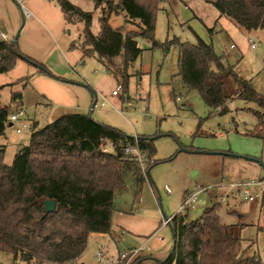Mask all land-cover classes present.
I'll return each instance as SVG.
<instances>
[{
    "label": "rangeland",
    "instance_id": "374dc122",
    "mask_svg": "<svg viewBox=\"0 0 264 264\" xmlns=\"http://www.w3.org/2000/svg\"><path fill=\"white\" fill-rule=\"evenodd\" d=\"M70 1L92 14L91 31L98 35L101 12L95 9L94 3ZM110 25L123 34L141 31L140 23L129 22L123 12L113 15ZM20 29L19 41L27 40L28 48L43 58V49L50 46L46 38L37 42L33 39L38 34H34L26 39L23 25ZM83 29L82 23H66L62 44L70 47L72 42L79 41ZM154 36L161 44L175 38L196 44L198 37L213 44L223 63L264 96V30L248 32L221 16L207 0H177L159 5ZM137 42L142 55L126 73L121 55L103 63L96 56L82 60L81 51L76 49L71 51L79 59L72 61L71 66L66 64L68 70L58 63L54 66L59 74L67 75H49L22 60L12 71L0 75L1 104L10 106L14 114L22 113L20 120L1 138V143L6 146L4 163L13 164L19 146L30 144L34 128L41 129L67 114H86L128 136L150 137L155 146L152 160L157 163L149 170V178L139 195L134 194L131 181L125 192L116 194V212L123 217L135 215L139 208L145 204L147 208L152 202L159 211L160 220L165 222V217L178 214L187 194L201 190L194 207H188L184 212L189 220L199 219L206 208L220 204L221 222L226 225L245 223L243 248L248 249L249 255L259 256L264 264V209L259 215V210L253 209L252 204L241 200L238 187L232 188V184L240 183L248 175L243 172L247 164L244 159L264 156V143L246 135L257 125L256 117L248 109L262 110L253 103L233 100L228 103L226 114L213 112L196 90H190L182 83L178 75L180 55L177 47L153 48L142 36ZM231 45L236 49H231ZM252 45L256 47L254 50ZM55 55L51 62L57 61ZM36 58L37 62L45 64ZM123 75L125 78L128 75L127 79ZM114 91L117 92L115 96L112 95ZM18 92L22 94L19 103L12 98ZM23 125L26 128H22ZM232 211L244 217L239 219ZM160 226L149 240L141 238L140 241L115 244L100 236L90 238L79 263L105 264L106 260L115 259L127 248L141 247L146 240L148 247L143 257L150 254L149 250H152L153 259L167 257L173 248V237L169 226ZM99 250L105 254V261L98 259ZM0 264L34 263L15 261L12 255L1 254Z\"/></svg>",
    "mask_w": 264,
    "mask_h": 264
},
{
    "label": "trees",
    "instance_id": "16d2710c",
    "mask_svg": "<svg viewBox=\"0 0 264 264\" xmlns=\"http://www.w3.org/2000/svg\"><path fill=\"white\" fill-rule=\"evenodd\" d=\"M46 1L60 9L68 25H84L79 41L70 45V50L81 51L82 60L96 56L105 63L121 55L126 73L142 55L139 36L153 48L177 47L182 83L196 90L205 105L221 115L228 112L227 105L233 100L257 105L262 111L248 109L257 125L246 135L264 139V96L223 63L213 44L199 37L196 44L178 38L165 44L156 41L159 5L177 0H87L101 12L98 35L91 31V13L70 0ZM207 1L221 16L248 32L264 30V0ZM121 12L129 22L138 21L141 31L123 34L113 29L110 18ZM19 60L52 75L44 64L25 55L17 41L0 40V75L12 71ZM122 77L127 79L128 75ZM2 89L0 86V93ZM12 98L19 103L22 94ZM13 114L10 106L0 102V255L10 254L15 261L34 264H78L93 234L114 239L115 196L127 190L128 181L134 194L141 193L149 170L157 163L152 160L154 139L128 136L86 114H67L41 129L34 128L30 144L19 146L9 166L4 163L6 146L1 138L12 125ZM136 146L148 156L144 167L125 154L127 148ZM48 201L55 203V211H47ZM220 207L217 203L206 208L197 220H189L185 213L169 218L173 248L165 260L153 264H263L259 256L249 255L243 248L246 225L223 224ZM141 262L138 259L135 264Z\"/></svg>",
    "mask_w": 264,
    "mask_h": 264
},
{
    "label": "crops",
    "instance_id": "0c3cea01",
    "mask_svg": "<svg viewBox=\"0 0 264 264\" xmlns=\"http://www.w3.org/2000/svg\"><path fill=\"white\" fill-rule=\"evenodd\" d=\"M24 10L29 13L28 17L25 15ZM65 24L66 21L60 9L55 4L49 3L46 0H0V34L5 37L4 39L0 37V40H5L7 42H13L17 40L21 51L25 55L34 59L38 56H36L35 52L28 48L26 44L27 40H25V42L23 41V39L19 41V33L21 30L20 28L23 25V34L27 32L26 39L34 34H38L39 36H34L33 40L40 42V38L42 40V38L45 37L49 45L52 46V44H54V46H52L51 49H49L50 46L43 49V58L38 57L36 59L44 62L46 64L44 65L46 67L48 66V69L50 68L49 71L52 75H67L59 74V72L55 70L54 66L56 67V63L60 64L63 69L66 68L68 70L66 64L71 66L72 61L76 62L79 59L78 56L74 55V53L69 49L70 47L65 46V43L62 44V36ZM17 36L18 39L16 38ZM53 54H56L55 57L57 61L51 62ZM103 105L104 104H102V106ZM259 140L264 143V139ZM231 157L236 158L235 156ZM244 160L247 162V164L244 166L243 172H248V175H245L243 181H241L240 183H237L235 185L232 184V188L238 187V195L245 203L246 201L244 200L240 185L253 179H264V156H261L259 158H247ZM192 193L187 194V196L184 198V201ZM250 204H252L253 209L259 210L260 215L261 211L264 209V196ZM145 206L146 204L142 206V208H139V212H137L135 215L129 214L123 217L118 212H115L113 217L114 239H112L108 235L103 234H93L91 238L100 236L99 238H108L115 244L127 241L130 242L131 240L140 241L141 238L149 239L150 236L156 234V232L161 228L160 225H162L164 222L160 220L159 211L158 209H156L157 207H155L152 202L149 203L147 208ZM232 212L236 214L238 213L236 211ZM237 215L239 219L244 217V215L240 213ZM173 216L168 217V219L172 218ZM166 219L167 217H165V220ZM239 223L243 222L240 221ZM147 243L148 240L142 243L141 246L145 245L146 248V246L148 247ZM149 252L150 254L148 256L141 257V264H153V261H163L166 259V257L162 259H153L151 258L153 256V254L151 253L152 250H149ZM78 264L82 263H79L78 261Z\"/></svg>",
    "mask_w": 264,
    "mask_h": 264
},
{
    "label": "built area",
    "instance_id": "2783aa9c",
    "mask_svg": "<svg viewBox=\"0 0 264 264\" xmlns=\"http://www.w3.org/2000/svg\"><path fill=\"white\" fill-rule=\"evenodd\" d=\"M25 15L28 17L29 13L24 10ZM0 37L3 39L5 38L3 35L0 34ZM250 43H252V40H250ZM251 48L254 50L256 47L255 45H252ZM231 49H236L235 45H231ZM118 89H121V86L118 87ZM113 96L117 95V92L112 93ZM179 101V98L177 99ZM22 113L13 114L10 117L11 123H16L20 120V116ZM22 128H26L25 125H23ZM18 132H21V129H18ZM108 151V150H106ZM126 155H132L143 167L146 165V153L141 151L137 146L127 148L125 150ZM242 194L244 197V200L247 203H252L264 196V179H253L250 180L242 185H240ZM166 191L170 193V190L166 187ZM201 191H198L196 193H192L190 196L185 199L183 206L180 207L178 214H184L186 208L188 207H194L195 202L197 201V196L200 194ZM170 219L165 220L163 224H168ZM149 240V239H148ZM145 251V245L139 247V248H130L126 251H123L122 253H119V255L114 259L111 258L110 260L105 261V254L102 251H99L97 253L98 259L101 261H105V264H135L138 259H141Z\"/></svg>",
    "mask_w": 264,
    "mask_h": 264
},
{
    "label": "water",
    "instance_id": "95a60500",
    "mask_svg": "<svg viewBox=\"0 0 264 264\" xmlns=\"http://www.w3.org/2000/svg\"><path fill=\"white\" fill-rule=\"evenodd\" d=\"M17 39H18V36L16 37ZM17 40H15L14 42H16ZM237 57H238V55H237ZM46 209H47V211H49V212H53V211H55V203L54 202H52V201H48V202H46Z\"/></svg>",
    "mask_w": 264,
    "mask_h": 264
}]
</instances>
